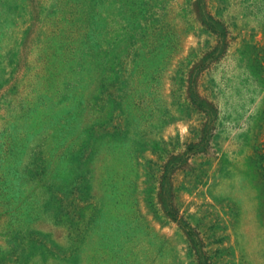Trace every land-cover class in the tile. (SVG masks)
Masks as SVG:
<instances>
[{"label": "rangeland", "instance_id": "rangeland-1", "mask_svg": "<svg viewBox=\"0 0 264 264\" xmlns=\"http://www.w3.org/2000/svg\"><path fill=\"white\" fill-rule=\"evenodd\" d=\"M261 152L264 0H0V264H264Z\"/></svg>", "mask_w": 264, "mask_h": 264}, {"label": "trees", "instance_id": "trees-1", "mask_svg": "<svg viewBox=\"0 0 264 264\" xmlns=\"http://www.w3.org/2000/svg\"><path fill=\"white\" fill-rule=\"evenodd\" d=\"M200 14L202 23L206 25L207 28L213 32V34L216 35L217 43L198 62L194 63V66L192 68H189L186 81L188 86V96L191 104L196 107L199 111L205 113L208 123L210 124L214 119V109L209 103H206L205 101L201 100L200 97L197 95L196 78L194 71L200 62H210L213 60H217L219 57H221L228 47V40L226 39L227 32L225 31V28L219 24V21L215 20L210 15L204 14L203 12H201ZM209 124L207 126L208 128L202 129V133L205 136L201 138V141L198 143H194L191 146L190 149L193 153L202 152L208 146V130L210 129ZM260 157L261 159H264V152L260 153ZM173 216H176V213ZM200 264H205V262L201 261Z\"/></svg>", "mask_w": 264, "mask_h": 264}]
</instances>
